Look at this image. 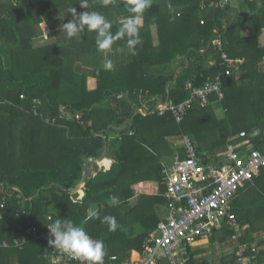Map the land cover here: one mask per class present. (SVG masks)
Returning a JSON list of instances; mask_svg holds the SVG:
<instances>
[{
  "label": "trees",
  "instance_id": "trees-1",
  "mask_svg": "<svg viewBox=\"0 0 264 264\" xmlns=\"http://www.w3.org/2000/svg\"><path fill=\"white\" fill-rule=\"evenodd\" d=\"M219 1L225 0H152V6L143 13L134 61L104 70L103 65L99 66V57H94L103 54L97 50L95 32L85 31L68 38L61 30L73 18L69 12L72 7L77 13L86 11L79 0H0V200L6 203L4 218L0 219V244L5 239L20 237L32 223L45 231L46 224L54 219H68L83 226L93 238L104 241V264H110L114 255L129 258L133 250H143L146 238L158 227L160 219L155 205L167 203L163 195L141 194L129 212L121 209L135 195L133 183L146 178L160 179L161 164L154 168L151 158L146 156L150 148L162 157L161 142L168 146V137L175 135L181 140L185 134L198 144L199 152L224 154L229 143H239L241 154L253 149L264 153V75H257L264 57L257 54V36L264 26V0L260 10L258 0L244 1L252 12L240 15L242 23L247 21L245 27L254 31L248 36L239 35V19L232 24L230 3L210 7ZM87 11L103 14L112 23L114 36L130 15L128 0H112L107 7L103 0H89ZM42 22L51 32L45 34ZM219 34L230 57L245 60V80H241L238 66L232 74H226L221 54L211 42ZM46 35L49 40L35 46ZM127 40L116 39L112 49L129 50ZM82 54H87L86 58ZM213 59L215 64L211 65ZM82 61L92 69H81ZM178 67L181 70L176 78ZM221 72L224 98L219 100L215 93L210 98L227 110L225 120L216 118L210 104L203 107L199 102L180 123L170 110L147 117L135 113L152 96L181 103L190 97L188 81L202 85ZM119 94L125 96L113 110L107 104L116 101ZM153 103L150 102L152 107ZM80 111H84V116L77 119L75 115ZM47 118L51 121L47 122ZM90 118L94 121L88 124ZM128 120H132V125L122 128ZM143 125H148V129ZM107 128L115 129L118 137H96L95 133ZM150 128L159 129L160 133L150 135ZM254 128L261 129L257 137L250 135ZM131 130H135V136L129 134ZM241 132L246 136L242 137ZM109 148L115 150L119 164L79 184L84 162ZM139 160L145 161V165ZM253 182L257 203L245 211L243 207L236 209L233 202L231 212L239 224L251 223V229L240 240L247 247L246 254L251 253L257 240V264H263L264 228H257L254 238L256 226L250 217H264V169L247 185ZM75 186L86 192L79 202H72L70 197L78 193L72 191ZM160 189L163 193L164 187ZM113 197L119 198L116 206H110ZM23 203L27 209L24 214ZM90 210H98L101 217L114 216L119 227L109 231L100 219L88 218ZM222 230V241L235 232L226 224ZM214 232H218V227ZM212 238L216 239L215 235ZM192 249L189 247V264H196ZM44 251L50 252V258L56 249L48 241L22 247L0 246V264H52L51 258L43 256ZM160 264H167L166 259H161Z\"/></svg>",
  "mask_w": 264,
  "mask_h": 264
},
{
  "label": "built area",
  "instance_id": "built-area-1",
  "mask_svg": "<svg viewBox=\"0 0 264 264\" xmlns=\"http://www.w3.org/2000/svg\"><path fill=\"white\" fill-rule=\"evenodd\" d=\"M226 4L227 0L212 3L211 6L225 7ZM213 44L221 51V65L227 75L244 63L241 58L230 57L220 38L214 40ZM222 78L223 72L209 78L202 85L188 81L186 88L190 90L189 98L178 104L169 100L160 101L154 112L164 114L170 110L180 123L196 102L203 107L207 106L214 93L220 99L224 98ZM124 96L119 94L118 98ZM151 110L143 106L139 108V113L147 115ZM46 120L51 121L49 118ZM240 135L246 136L245 132ZM197 145L190 136L184 134L181 138V151L174 156L171 164L164 165L161 184L164 187L163 196L167 200L166 214L158 223L156 231L146 238L143 250L138 254L139 259H132L129 264H160L161 259H166L168 264H189V247H193L198 238L212 235L214 229L225 222L235 231L233 239L239 243L242 227L231 212V204L238 192L261 174L264 169V153L253 149L241 154L236 145H230L228 151L216 156L207 151L199 152ZM5 209V201L0 200V219L4 218ZM49 238L48 228L39 231L35 225H30L15 239L14 244L22 247L28 243L49 242ZM239 247L242 264H252L242 257L246 246L239 244ZM50 258L53 264L68 260L74 264H87L86 261L72 259L58 250L52 252Z\"/></svg>",
  "mask_w": 264,
  "mask_h": 264
},
{
  "label": "crops",
  "instance_id": "crops-1",
  "mask_svg": "<svg viewBox=\"0 0 264 264\" xmlns=\"http://www.w3.org/2000/svg\"><path fill=\"white\" fill-rule=\"evenodd\" d=\"M244 1L245 0H228L227 5L230 3V6L232 7V10H233L232 24L237 19H239L240 25L237 24L238 31L240 32L239 35L248 36V35H252L254 33V31L249 29L250 27H245V25L247 24V21H244L242 23V19H241L240 15L242 13H248V14L250 13L251 14L252 12L250 11V6H248L247 4H244ZM220 2H222V1H219L217 3H220ZM211 4H210V7H211ZM257 6H258V10H260L263 7V0H258ZM44 31H45V34H48L49 32H51V30H48L49 32L47 30H44ZM47 37L48 36L46 35V39L36 42L35 46L44 45V43H46V41L49 40ZM155 38L157 39L156 32H155ZM218 38H220L222 40V34H219L215 38L211 39L212 44H213V41L218 39ZM257 43L259 45V49L257 48V54H264V26L262 27V29L260 31V34L257 36ZM213 46H214V44H213ZM200 52H202V53L205 52V49L202 48L200 50ZM218 52L221 54V51L218 50ZM97 56L99 57L100 61H101V59H103V64H104V61H105L106 58L107 59H111L113 61V68L112 69H115V68H117L119 66H122V65H129V64H131L134 61V56H133L132 52L130 50H127V49L126 50H123V49H112L107 54V56L105 55V53H103V54H95L94 57L97 58ZM237 58H241V57H237ZM243 61H244V63L238 65L239 69L241 70V72H240L241 73L240 74L241 80H245L246 78H248V75L245 73V71H242L243 70V65H245V60L243 59ZM210 64L211 65L215 64L214 59L210 61ZM81 69H84V70L87 71L88 69H92V67H88L87 63L83 61L82 65H81ZM180 70H181V67H178V69L176 71V78H177V75H178ZM257 75L258 76L259 75H264V57H263V60L259 64V72L257 73ZM121 99H123V98H117L116 101L114 100V101L110 102L109 104H107V106H109L110 108H112L114 110L115 108H117L118 104H120L119 101ZM218 99L222 100V99L219 98V96H218ZM151 101L154 102L153 103V107L150 105ZM160 101L163 102V98L162 97H158V96H152L151 98H148L147 101H143L142 102L143 105H141L140 107H143V106L144 107H148V108L152 107V110H151V113H149L147 115H143V114H141V115L143 117H147L150 114L156 113V112H154V109H155V107L158 105V103ZM209 104L214 108L215 116H216V118L218 120H225L226 119L227 110L220 105V102H216V101L213 102V101H211V98H210V103ZM140 107L137 108L135 113H139V108ZM85 114H86V112H85ZM159 115H161V114H159ZM83 116H84V111H80V113L75 115V117L77 119H82ZM47 117H50V116H47ZM93 121H94V119L92 120V118L88 119V124L93 123ZM83 122L84 121H82V123ZM127 124H128V126L132 125V120H128L122 126V128L124 126H127ZM148 125H143V127L148 129V127H147ZM112 128H114V126ZM158 133H160L159 129L158 130H153V128L149 129V134L150 135H154V134H158ZM118 134L119 133L115 129L114 130H110L109 128H107V131H101V133H95L96 137H102L104 139H109V140L115 139L116 137H118ZM129 134L135 136V130H131L129 132ZM165 136H168V135H165ZM143 137H145V135H143L142 138ZM179 139L180 138H178L177 136L172 135V136L168 137V139H167L168 140V142H167L168 146H164V143L161 142L160 146L164 147V149L160 150V154H162L164 156V158H163V156L162 157L159 156V154L157 153L156 149L150 148L151 151L149 153H147L146 156L151 158L149 160L152 162V166L154 168L159 167V164H161L162 167L160 168L161 169V171H160V179L156 180L155 178H146V179H141V180L133 183L131 187L134 190L135 195L133 197H131L129 199L128 203L123 205V207L121 208L124 211V213L129 212V210H131L132 207L137 205V203L139 201V196L141 194H150V195H153V196L162 197L163 193H162V191L160 189V187L162 186V184H161L162 171H163L164 165L166 163L167 164H171L174 161V156L181 151V140H179ZM231 144L232 143H229V145H231ZM209 153H211L212 155L218 154L217 152H211V150L209 151ZM154 155L159 157V159L155 158ZM165 155L166 156L169 155V157L166 158ZM216 156H218V155H216ZM89 160H98L99 161V165L95 166L93 168V177L96 176L101 171L102 172L111 171V169L115 165L119 164V163L116 164L115 150L113 148H109L106 151H103L102 153H100L99 157H89L83 164V167H84L83 168V174H84V171H85L86 163ZM105 161L109 162L110 164L108 166H105L103 164V163H105ZM135 163H133L134 169H135ZM139 163L142 164V165H145V161H143V160H139ZM136 167L138 169L139 164H136ZM133 173H137V171L133 170ZM143 177H148V176H143ZM256 177H259V175L256 176ZM251 184L252 185H250V186L247 185L244 188H242L240 190V192L238 193V195L236 196V198L233 200L236 209H241L243 207V209L245 211H247L248 208H250L251 206H253L257 202V200H255V198H254V197H257V190L255 189V183L253 182ZM81 190H83V192H81ZM72 191L73 192H78L77 194H75V195L72 194L70 196L72 202L81 201L83 196H85V194H86V192H85V190L83 188L77 187V186H75L72 189ZM246 195H249V198L251 200H245L244 197ZM49 199H50L49 196H47V202L49 201ZM155 208H156L157 214L159 216V219L161 220L166 214L165 205L156 204ZM24 210L26 211L27 209H26V206H24V203H23L22 210H21L22 213H23ZM248 218L249 217L245 218L244 220H247ZM250 219L252 221H254V224L256 226V230L252 233V235L254 236V238H257V228L258 229H263L264 228V217L262 215L260 217H258L257 214H254V216L250 217ZM246 222L247 221H244L243 224L240 223L242 229L239 232L240 233L239 243H235V240L233 239V235L235 234V232L233 233V235L231 236L230 239H228L227 241H222V239L225 236V234H224L222 229L224 227V224L229 225L227 222H225L223 225L218 227V232L217 233L213 232V234L210 235V236H203V237L198 238L197 241L195 242L194 246H193V249H192L193 256H194L193 257V262H195L196 264H203L204 262H207L208 264L209 263L210 264H224L227 261L228 264H242V261L240 260V258H241V249L239 247V244H242V246H246V245H245V243L241 242L240 239H241V237H243L245 235L246 230H250L251 227H252L251 223H246ZM140 223H142V222H140ZM30 225H35L38 228V230L40 231V229L38 227L39 225H36L34 223H32ZM229 227L231 228L230 225H229ZM140 228L141 227H139L138 229H140ZM156 229L154 231H152L149 234V236L151 234H153L156 231ZM6 233H9V232L6 231ZM214 235H215L216 239L212 238ZM248 235H249V233H248ZM15 239H16V237L13 238L10 241L8 239H5L0 244V246L10 247V246L14 245V247H18V246H16L14 244ZM5 243H8V245H5ZM28 244H31V243H28ZM32 244H38V243H32ZM253 247L254 248L252 249L250 254H246V252H247V247H246L242 257L247 258L249 260L247 262H251L252 264H256L257 263V240H256L255 245ZM139 252H142V250L141 251L133 250L131 252V254H130V257L129 258H125V259H121V257H118V255H114V257L110 256V257H113V258L116 259V260H113L112 258H110V264H129V263H131L132 259L133 260L139 259L138 258L139 257V255H138ZM49 254H50V252L44 251L43 256L47 258ZM127 259H129V261ZM14 260L17 261V259H14ZM15 264H18V263H15Z\"/></svg>",
  "mask_w": 264,
  "mask_h": 264
},
{
  "label": "clouds",
  "instance_id": "clouds-1",
  "mask_svg": "<svg viewBox=\"0 0 264 264\" xmlns=\"http://www.w3.org/2000/svg\"><path fill=\"white\" fill-rule=\"evenodd\" d=\"M79 3L81 8L86 9V11L77 13L76 8L72 7L69 11L72 13V20L64 23L61 28L68 38H74L85 31L95 32L97 50L105 53L107 56L112 50L116 39L127 37L129 50L132 54H135V45L139 44L141 39L139 33L142 27L143 13L152 6V0H128L130 15L120 25L115 36L111 32L112 23L103 14L96 11H87L89 0H79ZM111 3L112 0H103L105 7ZM103 68L104 70H111L113 68V61L106 58ZM260 133V128H254L250 135L257 137ZM118 204L119 198L113 197L110 206ZM88 217L90 219H100L101 223L108 225L109 231H116L119 227L114 216L105 215L101 217L98 210H90ZM46 225L49 229V245L51 247L72 259L86 261L87 264H104L106 255L104 241L93 238L83 226L76 225L68 219H64L63 221L54 219L52 223ZM113 260L116 259L113 258Z\"/></svg>",
  "mask_w": 264,
  "mask_h": 264
},
{
  "label": "water",
  "instance_id": "water-1",
  "mask_svg": "<svg viewBox=\"0 0 264 264\" xmlns=\"http://www.w3.org/2000/svg\"><path fill=\"white\" fill-rule=\"evenodd\" d=\"M105 166L106 163H103ZM99 165V161L98 160H89L87 163H86V166H85V171H84V174L82 176V179L79 181V184H82L84 182H86L87 180H89L90 178H92L93 176V168L95 166H98ZM81 192H83V190H81Z\"/></svg>",
  "mask_w": 264,
  "mask_h": 264
},
{
  "label": "rangeland",
  "instance_id": "rangeland-1",
  "mask_svg": "<svg viewBox=\"0 0 264 264\" xmlns=\"http://www.w3.org/2000/svg\"><path fill=\"white\" fill-rule=\"evenodd\" d=\"M42 23H44V24H43L44 30H47V31H48V30H51L50 27H47V25H46L45 22H42ZM48 32H49V31H48ZM63 34H64V33H62V35H63ZM62 35H61V36H62ZM97 54H98V53H97ZM99 54H100V53H99ZM82 55H83V57H85L87 54H86V55H85V54H82ZM99 56H100V55H99ZM85 58H86V57H85ZM82 63H83V61L80 62V64H79V65H80V68H81ZM98 63H101V64H99V66H102V65H103V59H101V61L99 60ZM238 144H239V143H237L236 146H237ZM226 151H228V150H226ZM244 199H245V200H251V199L249 198V195H246V196L244 197ZM256 203H257V202H256Z\"/></svg>",
  "mask_w": 264,
  "mask_h": 264
},
{
  "label": "bare ground",
  "instance_id": "bare-ground-1",
  "mask_svg": "<svg viewBox=\"0 0 264 264\" xmlns=\"http://www.w3.org/2000/svg\"><path fill=\"white\" fill-rule=\"evenodd\" d=\"M105 162H107V161H105ZM106 165H108V163H106Z\"/></svg>",
  "mask_w": 264,
  "mask_h": 264
}]
</instances>
